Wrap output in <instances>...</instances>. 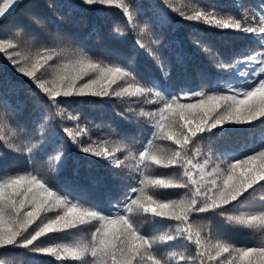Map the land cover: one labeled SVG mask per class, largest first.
<instances>
[{
	"label": "snow or ice",
	"instance_id": "6c2138e0",
	"mask_svg": "<svg viewBox=\"0 0 264 264\" xmlns=\"http://www.w3.org/2000/svg\"><path fill=\"white\" fill-rule=\"evenodd\" d=\"M21 5L29 26L0 25V53L26 81L0 80V158L15 154L29 168L0 178V254L23 249L78 264H264V143L241 155L218 142L228 125L264 126V2L238 18L218 8L187 14L174 0H47V11L25 0H0V22ZM112 5L129 28L114 25L110 34L123 41L131 32L132 54L106 47L99 59L78 33L86 22L96 31L100 6ZM169 13L243 34L257 47L226 57L192 30L188 40L214 71L198 67V88L173 94L174 68L187 71L190 58L172 35ZM141 50L161 79L138 72ZM226 77L241 79L226 83ZM93 97L107 98L116 116L137 129L142 125L147 138L137 142L114 122L109 137L93 139L92 130L81 126L82 115L70 110L77 98ZM72 147L87 161L83 180L81 162H73L78 186L100 193L105 205L55 189L50 173L64 171ZM157 168L169 171L159 174ZM246 203V209L237 207ZM217 217L259 232V240L238 244L206 223ZM142 220L166 221L167 227L145 232ZM71 230L85 235L72 244L52 242Z\"/></svg>",
	"mask_w": 264,
	"mask_h": 264
},
{
	"label": "trees",
	"instance_id": "16d2710c",
	"mask_svg": "<svg viewBox=\"0 0 264 264\" xmlns=\"http://www.w3.org/2000/svg\"><path fill=\"white\" fill-rule=\"evenodd\" d=\"M139 4H146L151 0H137ZM158 2V0H156ZM264 2V0H174V6L182 7L187 14H192L195 9L199 8H218L227 9L222 11L223 15H236L240 18L242 15H250L253 11H258L256 7L258 4ZM25 3H36L39 5L38 10L44 9L47 11V0H25ZM25 5H21L14 12L11 13L4 21L0 22V25L7 26V28L13 27L15 24H22L29 26L30 22L22 13V9ZM102 13H98L94 19V26L96 31H93V24L84 23L81 25V30L78 35L83 42V47L90 52V54L96 56L99 59H104V49L106 47H112L118 51H122L126 54H132L131 45L133 43L131 37L132 33L128 32V36L123 41H116L110 34L114 25L118 26L122 31H128L129 24L126 18L122 14V10L112 6H100ZM48 15L51 17V12L48 11ZM169 21L174 25L175 31L172 35L182 42L184 51L188 59V69L185 71L180 65H176L171 79V90L175 94L180 88L190 87L198 88L199 78L197 77V68H203L208 71H214L210 68L207 59L204 55L194 47L188 40V33L192 30H198L204 33L207 40L214 44V47L222 52L226 57H230L231 54L239 52L246 48L257 47V41L243 35L233 34L229 31L222 32L219 29L210 28L207 25L197 22L182 21L180 17L175 13H169ZM33 29L37 26H31ZM99 34V35H98ZM137 70L144 77H155L161 79L159 73L160 69L156 66L155 62L142 50L136 55ZM0 80L14 81L17 84L23 85L26 83L22 77H20L11 68V65L7 63L3 53H0ZM230 79L225 78L227 83ZM223 85H221L222 87ZM115 87V86H114ZM20 99H25L23 92L19 93ZM115 103V101H113ZM121 106V110H122ZM145 108H152L150 105H144ZM70 110H75L81 114L84 118L82 127L87 125L92 130L91 134L93 139H103L109 137V125L115 126L122 132H131L135 136L136 141H143L147 138V130L143 126H138V129L134 125H129L127 122L116 116L110 103L107 102V98H77L71 104ZM115 122V123H114ZM72 126V125H70ZM229 130L225 136L219 138L218 142L223 144L225 142L231 144L238 154L247 153L252 147L264 143V126H261L259 122L253 125H228ZM54 152H50L49 155H54ZM216 155H219L217 152ZM95 160V158H91ZM79 160L81 162V174L80 179L83 180L85 172L87 171L85 154L79 152L78 149L72 147L69 151V160L67 167L62 173H50L53 178L55 189L58 191H70L75 199L82 202H95L99 205H105V201L100 193L93 189L84 190L78 186L79 181L73 174L74 161ZM46 163L47 157L44 158ZM44 171H48L44 163L38 164ZM29 168V164L23 157H17L15 154L6 155L0 158V178H4L11 174H22L23 171ZM99 171L102 174H106L107 170L103 166H100ZM169 170L157 168L155 172L159 174H165ZM63 194V191L61 192ZM172 193H163V195H171ZM259 199V196L256 198ZM238 208L246 209L248 204L244 206H237ZM144 225L145 232H152L154 230H163L167 227V222L162 220H156L155 222L148 223L141 221ZM206 223L215 225L217 229H223L229 234V236L235 240L238 244H244L247 242H257L260 238V234L252 229L244 228L239 225H229L223 218L217 217L214 220L206 221ZM85 232H77L71 230L67 235L61 233L53 238L52 242L55 243H67L72 244L80 237L84 236ZM48 241L45 240L47 245ZM0 264H78L77 261H73L69 258L66 261H56L54 258L46 254H34L28 250H16L15 253L0 254Z\"/></svg>",
	"mask_w": 264,
	"mask_h": 264
}]
</instances>
